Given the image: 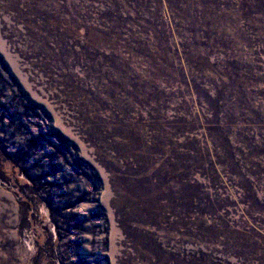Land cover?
I'll list each match as a JSON object with an SVG mask.
<instances>
[{
    "label": "rangeland",
    "instance_id": "obj_1",
    "mask_svg": "<svg viewBox=\"0 0 264 264\" xmlns=\"http://www.w3.org/2000/svg\"><path fill=\"white\" fill-rule=\"evenodd\" d=\"M0 264H264V0H0Z\"/></svg>",
    "mask_w": 264,
    "mask_h": 264
}]
</instances>
